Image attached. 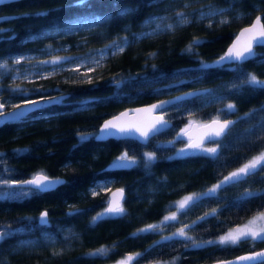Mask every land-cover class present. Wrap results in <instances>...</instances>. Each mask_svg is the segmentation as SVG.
<instances>
[{
    "label": "trees",
    "instance_id": "trees-1",
    "mask_svg": "<svg viewBox=\"0 0 264 264\" xmlns=\"http://www.w3.org/2000/svg\"><path fill=\"white\" fill-rule=\"evenodd\" d=\"M71 2L11 0L0 4V15L10 14V17L0 21V28L8 30L0 34L5 38L0 40V59L10 61L12 55L35 51L41 56L45 49L53 48H56L54 53L79 55L90 53L115 37L127 36L130 41L123 53H108L99 65L92 66L95 67V71L90 74L92 84L87 83L86 77L80 73L64 69L40 80H36L34 75L28 80L16 78L8 81L9 71L0 75V95L3 98L7 96L9 100L16 99L15 94H10L13 84L29 90L31 99L38 98L33 92L37 88L49 96H59L61 93L66 96L63 103L41 106L23 120L0 124V153H3L0 178L22 180L43 171L48 176H60L66 181L53 190L23 200H0V223L25 229L0 242V264H105L128 252L143 253L132 264H150L155 261H168L171 264L173 258H177L175 264H206L264 248V242L250 240L237 245H210L204 248L185 247L181 240H160L161 235L174 232L181 224L190 223L218 204L231 205L244 189H264V172L248 177L241 184L227 186L218 193V197L205 199L192 206L179 217V222L165 227L162 233L132 235L145 225L159 222L169 210L176 211L171 205L182 195L205 190L260 150V142L257 141L256 146L245 143L244 134L264 119V111L259 110L264 106V90L244 85L231 96H228V91L230 85L239 84L247 73H254L264 79V46L255 48L257 56L241 65L242 72L225 67L210 70L203 78L194 81L193 78L200 74L188 70L197 67L199 59L211 62L221 54L236 30L257 13L254 5H260L264 12V0H235L228 15V24L219 22L224 17L215 18L209 28V20L194 18L188 25L177 26L174 31L160 32L151 37L141 36L143 30L152 26L145 21L168 16L169 13L164 10L168 0L159 5L151 4L150 0H91L94 5L91 9L66 8ZM201 2L205 6L209 3L217 7L227 6L225 0ZM180 6L178 0L177 4L172 5V10ZM124 7L136 11L126 16L118 15ZM193 7L198 8L200 4H194ZM42 10H47L45 15H36ZM92 15L110 16L111 19L94 22L93 26L84 30L78 28L70 33L56 31L72 20ZM172 22L171 19L165 21ZM44 32L51 34L44 36ZM133 34L139 38H134ZM10 36L15 38L8 40ZM33 36L38 38L31 39ZM193 37H200L203 41L201 46L194 49L199 55H189L183 51ZM149 53L155 55L149 56ZM129 77L132 79L119 90L110 83L113 79ZM181 80L186 83L177 84ZM169 85L172 87H167ZM195 87L214 89L227 97L225 104L229 101L236 104V114L224 118L235 120L251 109L257 110L233 126L235 135L222 149L219 160L214 161L205 156L176 157L175 151L181 143L174 146L162 143L173 139L188 123L187 113L176 108L168 109L172 127L157 133L146 144L132 138L109 137L98 140L91 137L83 142L79 139L80 133H95L103 118L121 108ZM87 98L93 99L86 108L81 107L79 102ZM185 107L195 112L192 119L198 122L215 115L221 104L213 102L205 107L197 101ZM259 133L260 129H257V135ZM247 139L256 141V136ZM17 149L24 151L17 152ZM125 150L139 158L136 167H105ZM144 152L156 154V160L147 167L143 160ZM107 177H112L109 187L121 186L125 189L126 214L92 224L91 218L104 209L106 192L100 191L94 197L89 187L95 181ZM262 204L264 197L253 198L238 207H227L218 214V218L209 217L207 222L194 225L188 235L198 241L216 239L221 233L261 210ZM70 206L79 208L80 213L69 215ZM45 209L49 212L48 225L33 223L28 227L29 222L22 219L37 217ZM157 240H160L158 245L154 244ZM113 244L116 247L107 257L85 255L90 249ZM53 250H61V254L53 256Z\"/></svg>",
    "mask_w": 264,
    "mask_h": 264
},
{
    "label": "snow or ice",
    "instance_id": "snow-or-ice-1",
    "mask_svg": "<svg viewBox=\"0 0 264 264\" xmlns=\"http://www.w3.org/2000/svg\"><path fill=\"white\" fill-rule=\"evenodd\" d=\"M4 0H0L3 3ZM181 6L176 10H172V5L177 4L178 0H168L165 4V11L169 13L168 16H159L155 18H149L145 21L146 24L155 23V28L151 32L141 33L143 37H151L160 32H170L174 31L177 26L188 25L192 22V19L199 20H209L208 27H212V23L217 16L224 17L219 22L221 24H228V15L231 12V8L234 6L235 0H225L227 6L217 7L216 5L209 3L204 5L201 0H179ZM153 5L164 4L165 0H150ZM200 4V7L194 8V4ZM119 7V5H116ZM94 7L91 0H72V2L66 6V8L74 9H91ZM254 9L257 15L253 18L251 23L243 28H241L235 35L232 43L223 52L222 55L218 56L215 60L209 62L203 59H199L197 67L189 69L190 72L199 73L197 77L193 80H199L203 78L210 70L223 69L228 67L234 72H242L241 65L254 57L257 56L255 48L257 46H264V12L261 11L260 5H254ZM207 9V10H205ZM136 9L130 7H124L118 15L126 16L131 12H135ZM47 10H42L36 15L43 16ZM27 15V14H24ZM246 15V14H239ZM237 15V19L239 18ZM6 19L5 17H0V21ZM110 16H95L90 17L91 22H100L110 20ZM171 19L172 23H165V21ZM156 21H159L158 23ZM81 23H89L88 19L77 20L75 22H69L64 28H57V32L70 33L75 30ZM8 31L6 29L0 28V34ZM51 33L44 32L42 35L47 36ZM134 38H139L136 34H133ZM14 36L7 37L8 40L14 39ZM31 39H37L38 37H30ZM5 38L0 35V40ZM130 41L127 37L118 38V40H113L109 44L104 45L105 49L114 50L113 54L116 52L123 53L125 51V46L128 45ZM203 43L200 37H193L192 40L187 45L186 49L183 51L189 55H199L194 51L195 48L201 46ZM104 53L101 54V58L104 57ZM149 56L155 55V53H149ZM34 57L18 55L13 56L10 59H0V75L3 72L11 71V65H20L22 63H31ZM61 61H66L73 64V67L68 69L72 72L80 73V75L86 77V82L89 84L93 83L92 76L90 75L95 71V67H86V71L81 72V68L85 67V64L77 63L70 57L66 56H52L50 60H39L38 64H53L59 65ZM93 63L99 65V60H93ZM155 69L156 66L153 65ZM53 73H43L37 72L35 74V79H47ZM20 78L21 80H28L29 74L22 73L18 69L13 77ZM127 79H113L110 83L114 84L117 90H119L122 85L128 82ZM185 81H178L177 84H184ZM244 85L250 86L252 89H262L264 90V79H260L254 73H247L246 78L242 79L239 84L230 85L228 96H231L234 91H239ZM167 87H172L171 85ZM159 91V90H157ZM33 92L38 98H29V90L22 88L19 84H13L10 86V94H15V98L19 99V103L11 104L8 107V102L5 101L0 95V124H4L9 121H19L27 117V115L36 110L37 108L53 104V103H63L66 99L65 94L61 93L59 96H49L41 90V88L34 89ZM227 97L225 95L218 94L214 89H194L187 92H181L176 96L170 97L168 99L157 100L155 103L146 105L142 108L129 109L121 112L119 115L113 116L111 119L105 120L99 128L98 133H80L79 139L81 142L95 136L96 139H105L109 137H116L120 139L132 138L140 141L141 144H146L150 138L155 136L157 133L163 131L164 129L172 127V120L169 118V108H176L178 110H183L187 113L188 123L184 125L173 137V139L166 142H162L166 145L174 146L176 143H182L183 146L176 149V157H188V156H205L212 160H219L222 155V149L226 146V143L230 142V138L235 135L233 132V126L237 124L238 121L244 120L252 116L257 110L251 109L249 112L244 113L243 116H238L237 119H227L224 118L228 115H235L237 112V106L235 103L229 101L224 103ZM93 98H87L80 101L81 107H87L88 103ZM197 101L203 106H207L213 102H219L221 107L216 109L215 115L211 116L207 120L194 121L192 118L195 112L192 109L185 107L186 104H195ZM260 111H264V106H261ZM195 129V133H193ZM257 129H260V133L257 135ZM256 136V141H249L247 137ZM245 143H251L252 146H256V142H260V150L247 158L239 167L228 172L227 175H223L219 178L217 182L205 190L189 194L177 202H173L171 207L175 208L176 211H168V214L163 216L162 219L154 224L145 225L143 228L138 229L136 232L132 233L133 236H137L141 233H162L165 227L174 226V223L179 222V217L186 214L192 206L204 201L205 199H210L218 197V193L225 189L227 186H235L247 181V178L264 172V119H261L256 125L251 126L246 130ZM186 139L187 142H184ZM211 145V146H209ZM17 152L24 151L23 149H17ZM173 157H169L171 159ZM3 153H0V162H2ZM143 160L145 166L147 167L152 162L156 160L155 152H144ZM139 158L135 155H130L128 150L122 152L117 156L112 164L109 166L110 169H131L138 165ZM66 183V181L61 178H52L45 174L43 171H39L29 179L16 180V179H6L0 178V200H23L33 195L41 194L50 190L55 189L57 186ZM99 190V191H98ZM100 191L109 193L106 199V207L101 211L96 213L95 216L91 218L92 224H96L109 217H122L126 214V209L124 208L125 201V189L117 188L114 191L108 186L107 182H97L96 185L89 189L92 196H97ZM264 197V189H244L239 192L235 197L231 205H217V207L210 209L209 211L203 213L201 216L197 217L190 223L181 224L180 227L176 228L174 232H169L167 235H161L160 240L171 241V240H181L184 242L185 247L193 248H204L210 245H237L242 241H252V242H264V204L261 205V210L247 222L243 224L236 225L228 229L224 234L218 236L216 239L210 240H196L192 236L188 235L189 230L196 224L200 222H207L209 217L218 218V214L227 207L240 206L244 203L249 202L253 198ZM79 208L71 207L69 209V215L79 214ZM25 221H28V227H31L33 223H38L39 225L49 224V212L48 210L41 211L38 217H23ZM24 228H14L11 224L0 223V242H3L6 238L11 237L16 232H23ZM48 239H51L48 237ZM160 240L154 241V244H160ZM34 244L35 242H28ZM116 247L115 244L112 246L101 245L98 248L88 250L85 255L93 258L107 257L109 253ZM61 254V250H53L52 255L58 256ZM143 253H129L126 254L121 260L115 262V264H132L134 260L142 256ZM173 258L171 264H175ZM242 262H259V264H264V249L260 251H251L246 255L237 257L235 260L230 261H217V264H242ZM155 264H169L168 261L160 262L156 261Z\"/></svg>",
    "mask_w": 264,
    "mask_h": 264
},
{
    "label": "rangeland",
    "instance_id": "rangeland-1",
    "mask_svg": "<svg viewBox=\"0 0 264 264\" xmlns=\"http://www.w3.org/2000/svg\"><path fill=\"white\" fill-rule=\"evenodd\" d=\"M207 10V9H205ZM215 18H218V19H221L223 17L221 16H217ZM84 19H88L89 20V23H81L80 26H78L76 29L80 28L81 30H84V29H87V28H90L91 26L94 25V22H91L90 20V17H83L81 19H76V20H72L70 22H75L77 20H84ZM158 23V21H156ZM69 23V22H68ZM67 23V24H68ZM66 24V25H67ZM65 25V26H66ZM63 26V28L65 27ZM155 28V23H152V26L148 27L147 29L143 30V32H150L152 31V29ZM86 33L84 32V35ZM122 37H127V36H121V37H115L113 38L111 41L113 40H118V38H122ZM128 38V37H127ZM110 41V42H111ZM109 42V43H110ZM109 43H105L104 45L106 44H109ZM104 45L100 46L99 48L95 49L94 51H91L90 53H86V54H79V55H71V54H68V53H64V54H58V53H54V51L56 50V48H53V49H45L42 53V55L40 56L39 55V52L38 51H35V52H24V53H21V54H18V55H25V56H30V57H34V59L32 60L31 63H22L20 65H11L10 64V67H11V71H9V79L8 81H11V80H14L13 77L15 76L16 74V70L18 69L20 72L22 73H26V74H29V77L31 76H34L37 72H43V73H50V72H56L58 70H68L70 69L71 67H73V64L71 63H68L66 61H61L59 65H53V64H44V65H40L37 63V61L39 60H50L52 56H66V57H70L72 58V60L74 62H77V63H82V64H85L86 66L85 67H82L81 68V72H84L86 71V67H92L93 65H95L93 63V60H99L101 61L103 58H101V54L104 53L105 55H107L108 53H111L113 52L114 50H108V49H105L104 48ZM47 53V55L44 56V54ZM18 55H12L10 56V59L11 57L13 56H18ZM104 55V56H105ZM10 62V61H9ZM68 72H72V71H69ZM77 73V72H75ZM5 101L8 102V105L10 106L11 104H15V103H19L20 100L19 99H14V100H9V98L7 96H5L3 98ZM183 144L181 143L178 147H182ZM211 146V145H209ZM257 153V152H256ZM254 155V154H253ZM251 157V156H250ZM239 167V166H238ZM232 171V170H231ZM228 174V173H227ZM226 174V175H227ZM112 177H107V178H104V179H100V180H97L95 181L90 187H94L96 185L97 182H107L108 183V186H110V181H111ZM189 194H194V193H187V194H184L182 195L181 197H179L177 201H179L180 199H182L183 197L189 195ZM256 213L250 215L249 217H247L243 222H241L240 224H243L245 222H247L248 219L252 218ZM239 225V224H237ZM236 226V225H235ZM234 227V226H233ZM227 231V230H226ZM225 231V232H226ZM224 234L221 233L220 235ZM219 235V236H220ZM130 252L126 253V254H129ZM126 254H124L123 256L119 257L118 259L112 261V262H107L105 264H115L116 261L118 260H121ZM156 262V261H155ZM155 262L153 263H150V264H155ZM161 262V261H160Z\"/></svg>",
    "mask_w": 264,
    "mask_h": 264
},
{
    "label": "water",
    "instance_id": "water-1",
    "mask_svg": "<svg viewBox=\"0 0 264 264\" xmlns=\"http://www.w3.org/2000/svg\"><path fill=\"white\" fill-rule=\"evenodd\" d=\"M8 1H11V0H4V2H8ZM3 2V3H4ZM1 4V3H0ZM257 15V13L250 19V21L248 22V23H246V24H244V25H242V26H240L237 30H236V32H235V34L233 35V37L229 40V42L226 44V46L224 47V49H223V51L221 52V54H219L218 56H220V55H222L223 54V52L228 48V46L232 43V41H233V39L235 38V35L238 33V31L241 29V28H243V27H245V26H247V25H249L250 23H251V21L253 20V18L255 17ZM0 17H5V18H7V17H10V14H1L0 15ZM217 56V57H218ZM217 57H215L213 60H215ZM212 60V61H213ZM206 87H195V88H190V89H185V90H181V91H178V92H175V93H173V94H170V95H167V96H164V97H160V98H157V99H154V100H152V101H149V102H147V103H143V104H139V105H131V106H127V107H124V108H121V109H119V110H117L116 112H114L113 114H111V115H109V116H107V117H105V118H103L101 121H100V123L98 124V126H97V128H96V131H95V133H98L99 132V128H100V126L103 124V122L105 121V120H108V119H111L113 116H116V115H119L121 112H124V111H126V110H129V109H137V108H142V107H145L146 105H149V104H152V103H155L157 100H161V99H168V98H170V97H173V96H176V95H178L179 93H181V92H187V91H191V90H194V89H205ZM34 99H36V98H34ZM227 119H232V118H227ZM197 122V121H196ZM94 133V134H95ZM193 133H195V129H193ZM94 137V139H96L95 138V136H93ZM112 138H116V137H112ZM98 140H100V139H98ZM103 140V139H102ZM138 141V140H137ZM140 142V141H139ZM187 142V141H186ZM112 164V162H110V163H108L105 167L106 168H110L109 166ZM37 173V172H36ZM35 174V173H34ZM33 175H31V176H29V177H26V178H24V179H22V180H25V179H29V178H31ZM50 177H52V178H61L62 180H63V178L62 177H60V176H50ZM113 191L115 190V189H117V188H122L121 186H113V187H110ZM108 196H109V193H106V199L108 198ZM106 207V202H105V206H104V208ZM41 211H44V210H41ZM40 211V212H41ZM39 212V213H40ZM38 216H39V214H38ZM37 216V217H38ZM262 249H264V248H262ZM262 249H259V250H257V251H260V250H262ZM249 252H246V253H240V254H237V255H234V256H231V257H229V258H226V259H218V260H214V261H211V262H209V263H206V264H217V261H230V260H235L237 257H240V256H243V255H246V254H248ZM248 263H250V262H242V264H248Z\"/></svg>",
    "mask_w": 264,
    "mask_h": 264
}]
</instances>
